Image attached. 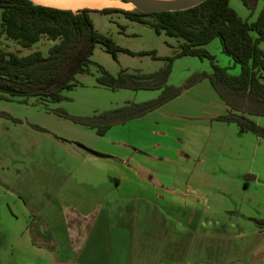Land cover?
<instances>
[{"label": "rangeland", "instance_id": "374dc122", "mask_svg": "<svg viewBox=\"0 0 264 264\" xmlns=\"http://www.w3.org/2000/svg\"><path fill=\"white\" fill-rule=\"evenodd\" d=\"M229 5L239 17L253 22L263 3L258 1L253 10L247 9L240 0H229ZM110 8L136 10L135 7ZM90 15L93 26L99 33L110 37L117 47L135 55L117 52L114 58L101 44H95L89 58L91 61L88 66L89 72L76 74L72 81L73 88L62 90L60 94L62 99L59 102L0 92L4 96L0 98V259L9 260L14 257L19 260L15 262L16 264H21V260L26 259L32 260L30 264H108V250L95 251L88 246L81 254L79 252L75 254L70 252L65 241L59 239L55 244L33 246L30 243V230H33L32 235H35V232H41L43 235L45 223L40 215L30 216L31 211H28L29 215L24 213L26 211L21 205L22 202H18L19 194L26 196L28 203L37 197L40 201L43 190H53V193L58 195L57 188L62 189L63 186L84 188V181L97 184L99 179L109 180L108 177L114 175L113 169H116L121 176L133 178L136 182L133 187L131 183L122 184L120 193L126 191L150 193L152 200L162 205L170 200L169 193L154 187L156 182L151 179L148 182L138 181L120 161L113 158L109 160L94 158L95 156L79 148L77 144L101 154H114L116 159H120L133 154L129 147L119 143L120 136H130L131 142L138 137L148 142L158 141L162 145L164 143L170 145L167 150L162 146L156 149L147 148L146 154L155 158L166 155L176 160L177 144L172 141V138L178 135L176 131H170L169 137H161L151 134L149 129L151 127L148 124L137 122V125L126 128L115 125L116 127H111L112 129L103 136H99L94 129L77 124L70 117H88L121 107L129 102L147 101H142V98H156L159 91L112 90L99 85L96 79L100 75V67L112 76H116L121 70L131 73H152L162 68L167 58L175 57L179 52L178 41L167 36L163 31L157 33L152 26L129 20L118 12L109 15L100 13ZM57 42L43 37L34 48L23 49L17 43L1 36L0 50L18 56H26L38 51L46 57L49 48ZM206 48L214 56L219 67L229 68L231 74L239 73V67L234 66L231 59L222 52L218 39L211 41ZM259 48L264 52V42L259 44ZM140 53L146 54L140 55ZM203 65L207 69L197 70ZM211 71V65L205 59L177 58L171 64V75L167 84L182 86L196 73H211ZM197 84L198 82L191 87ZM210 86L215 99H219V95L211 84ZM208 93L207 87L200 85L193 88L190 94L200 95L206 103H210L211 97ZM248 119L264 128V116H248ZM144 125L146 127L141 128ZM157 127L169 126L163 123ZM207 134L211 139L217 135L219 140L217 143H212L214 149H202L197 158L201 156L200 158L209 160L203 168L206 171L209 169L210 174L213 172L215 177L216 186L209 193L208 204L213 209L214 215L206 210L207 204L203 203L198 217L200 221H204L207 217L216 222L228 220L234 225L251 229L252 226L257 225L256 221L264 220V138L252 132L240 133L235 123H229L224 133L218 134L214 129H209ZM207 141L205 140V143ZM88 157L96 159V163L88 162ZM101 162L108 165L103 176L99 175L100 169L96 168L101 166ZM151 215L145 225H158L152 226L149 232L151 242L154 243L150 246L153 250L156 245L159 246L161 223L156 218L153 220ZM167 215L169 220H177L180 217L171 210ZM175 237L174 233L169 234L164 245L173 247L172 238ZM190 238L192 234H183V238L181 234L179 245L187 244ZM37 242L35 239V243ZM231 264L243 263L233 261Z\"/></svg>", "mask_w": 264, "mask_h": 264}, {"label": "crops", "instance_id": "0c3cea01", "mask_svg": "<svg viewBox=\"0 0 264 264\" xmlns=\"http://www.w3.org/2000/svg\"><path fill=\"white\" fill-rule=\"evenodd\" d=\"M37 45L38 43L32 47ZM202 69L207 68L203 65L197 70ZM200 85L207 87L208 95L211 97L210 103H206L200 95L190 94L193 88ZM212 92L209 81L203 79L161 107L120 125L122 126L120 128H126L137 125V122L146 123L151 127L149 128L151 134L161 137H169L170 131H176L178 135L172 138L177 144L176 147H172L178 149L176 160L166 155L155 158L145 153L147 148L156 149L160 146L167 150L169 144L148 142L138 137L131 142L130 136H120L118 139L119 143L133 151V154L127 157L116 159L114 154L105 155L97 152L100 156H95L90 153L95 156L94 158L108 160L113 158L120 161L138 181L148 182L151 179L156 182L154 187L171 195L166 204L153 201L150 193L137 191L120 193L122 184L131 183L133 187L136 182L133 178L121 176L116 169H113L114 175L109 176V180L99 179L97 184L84 181V188L63 186L62 189L57 188L58 195L53 193V190H43L40 201L37 197L28 203L26 196L19 194L18 202H22L21 205L26 211L24 213L29 215L28 211H31L30 216L40 215L45 223L43 235L41 232L32 235L33 230H30V243L33 246H47L55 244L59 239L65 241L70 252L75 254L78 252L81 254L88 246L95 251L108 250V264H231L233 261L243 264H264V228L256 225L251 229H245L228 220L216 222L207 217L200 221L198 217L203 203L207 204L206 210L214 215L208 204L209 193L215 189L216 183L213 172L210 174L209 169L206 171L203 168L209 160L197 157L204 148L214 149L212 143L219 140L217 135L211 139L207 131L214 129L218 134L224 133L229 124L216 119L227 113V106L220 98L215 99ZM163 123L169 127H157ZM114 127L116 126L112 128ZM145 127L144 125L141 128ZM205 140L208 141L205 143ZM133 144L136 146H131ZM87 161L96 163V159L92 157H88ZM96 168L100 169L99 175L103 176L108 165L102 163ZM171 207L172 212L180 215L177 220L168 219L167 214ZM150 215L153 220L156 218L161 223L159 246L156 245L153 250L150 246L154 243L151 242L149 232L152 226L158 225H145L146 220H150ZM25 221L27 222L26 218ZM173 233L176 237L172 238L173 247L169 248L164 243H167L169 234ZM186 233L192 234V238L187 244L182 242L183 245L180 246V236L182 234L183 238V234ZM31 261L21 260V264H30ZM15 262L19 260L14 257L9 260L0 259V264H16Z\"/></svg>", "mask_w": 264, "mask_h": 264}, {"label": "trees", "instance_id": "16d2710c", "mask_svg": "<svg viewBox=\"0 0 264 264\" xmlns=\"http://www.w3.org/2000/svg\"><path fill=\"white\" fill-rule=\"evenodd\" d=\"M240 1L249 10L262 1L263 6L255 21L248 22L239 17L230 7L229 0H205L187 10L160 13L114 8L72 11L37 5L31 0H0V37L4 36L23 49H31L43 37L58 41L49 48L46 57L38 51L18 56L0 50V86L13 90L14 94L59 102L61 91L73 88L75 75L89 72V58L95 44H101L114 58L117 52L135 55L99 33L90 17L91 13L109 15L118 12L129 20L152 26L157 33L163 31L177 39L179 52L175 57L167 58L166 64L152 73L121 70L112 76L100 67L96 81L101 86L112 90H158L160 93L154 99L129 102L88 117H70L75 123L103 136L111 127L144 116L207 78L227 106V113L217 120L235 123L240 133L252 132L264 138V128L248 119V116H264V52L259 48L264 42V0ZM214 39H218L222 52L234 66L239 67L238 74L219 67L205 48ZM182 56L207 60L211 73L198 72L182 86L168 85L171 64ZM3 97L0 93V98ZM256 223L264 228V220Z\"/></svg>", "mask_w": 264, "mask_h": 264}, {"label": "water", "instance_id": "95a60500", "mask_svg": "<svg viewBox=\"0 0 264 264\" xmlns=\"http://www.w3.org/2000/svg\"><path fill=\"white\" fill-rule=\"evenodd\" d=\"M124 3L132 4L135 9L141 13H160V12H174L187 10L192 7H195L205 0H173V1H158V0H121ZM0 92L12 93L14 91L0 86ZM78 147L86 150L95 156H100L97 152L86 148L81 144H77Z\"/></svg>", "mask_w": 264, "mask_h": 264}, {"label": "bare ground", "instance_id": "6f19581e", "mask_svg": "<svg viewBox=\"0 0 264 264\" xmlns=\"http://www.w3.org/2000/svg\"><path fill=\"white\" fill-rule=\"evenodd\" d=\"M32 2L55 7L60 9H79L93 8L103 9L110 7L130 8L134 7L130 3H124L120 0H31ZM158 1H173V0H158Z\"/></svg>", "mask_w": 264, "mask_h": 264}]
</instances>
